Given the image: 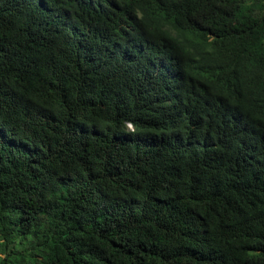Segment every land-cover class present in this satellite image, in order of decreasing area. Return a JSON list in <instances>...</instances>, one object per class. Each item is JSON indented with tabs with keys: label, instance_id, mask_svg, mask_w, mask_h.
<instances>
[{
	"label": "trees",
	"instance_id": "16d2710c",
	"mask_svg": "<svg viewBox=\"0 0 264 264\" xmlns=\"http://www.w3.org/2000/svg\"><path fill=\"white\" fill-rule=\"evenodd\" d=\"M0 264H264V0H0Z\"/></svg>",
	"mask_w": 264,
	"mask_h": 264
},
{
	"label": "bare ground",
	"instance_id": "6f19581e",
	"mask_svg": "<svg viewBox=\"0 0 264 264\" xmlns=\"http://www.w3.org/2000/svg\"><path fill=\"white\" fill-rule=\"evenodd\" d=\"M101 65V64H100ZM107 65H109V64H107ZM121 125V124H120ZM147 126V125H146ZM149 126V125H148ZM119 127V126H118ZM121 127V126H120ZM150 127V126H149ZM165 167V166H164ZM186 221V220H185ZM201 223V222H200ZM214 244V243H213ZM212 254V253H211ZM135 255V254H134ZM130 256V255H129ZM127 258V257H126ZM147 258V257H146ZM110 259V258H109ZM141 261V260H140ZM124 262V261H123ZM138 262V261H137ZM128 263H130V262H128Z\"/></svg>",
	"mask_w": 264,
	"mask_h": 264
},
{
	"label": "clouds",
	"instance_id": "9594fccd",
	"mask_svg": "<svg viewBox=\"0 0 264 264\" xmlns=\"http://www.w3.org/2000/svg\"><path fill=\"white\" fill-rule=\"evenodd\" d=\"M128 126H129L130 128H132V124H131V123H129Z\"/></svg>",
	"mask_w": 264,
	"mask_h": 264
}]
</instances>
